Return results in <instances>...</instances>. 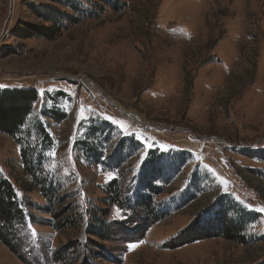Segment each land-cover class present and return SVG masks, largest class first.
Masks as SVG:
<instances>
[{"label": "rangeland", "instance_id": "374dc122", "mask_svg": "<svg viewBox=\"0 0 264 264\" xmlns=\"http://www.w3.org/2000/svg\"><path fill=\"white\" fill-rule=\"evenodd\" d=\"M74 1L0 0V90L38 92L24 141L57 191L49 208L0 132L35 218L0 264H264V0ZM238 207L260 215L245 244L209 224Z\"/></svg>", "mask_w": 264, "mask_h": 264}, {"label": "trees", "instance_id": "16d2710c", "mask_svg": "<svg viewBox=\"0 0 264 264\" xmlns=\"http://www.w3.org/2000/svg\"><path fill=\"white\" fill-rule=\"evenodd\" d=\"M65 1L67 3L66 6L76 11L77 4L74 0ZM47 21L53 23L55 20L49 19ZM24 25L25 28L16 26L14 30L16 37L29 39L42 36L47 39H54L58 35L52 27L45 28L31 24ZM38 100L39 94L32 88L0 90V132L12 137L19 143L26 173L32 177L34 185L42 192L43 197L49 206H51L49 208H52L57 200L55 185L51 180H48V175L43 171V160L39 156L38 150H36L37 148L35 146L33 147L30 142L24 141V138L28 137V135L23 133V128ZM40 132L44 139L43 144H45V147L51 145L50 137L45 131L40 130ZM154 172L153 168L152 173ZM108 188L112 189V193L118 194L119 192L116 181L110 183ZM28 206L31 208L34 207L28 202H25L23 206L13 185L0 174V241L16 254H18L19 245L17 240L26 231L28 221L32 223L35 219L32 214L28 213ZM49 208H35V210L40 209L45 213L53 214L52 210H48ZM238 210H240L238 216L233 218L229 216L231 211L229 208L227 210L228 212L226 210L223 212L219 209L218 212L220 214L214 215L217 217L216 223L213 221L209 223L215 229L212 234L216 237H223L245 244L244 238L248 225L257 217H260V215L247 211L242 207H238ZM205 233L207 231L204 230L203 226L190 227L187 236L191 239L187 240L194 241L208 238L210 235L208 236Z\"/></svg>", "mask_w": 264, "mask_h": 264}, {"label": "built area", "instance_id": "2783aa9c", "mask_svg": "<svg viewBox=\"0 0 264 264\" xmlns=\"http://www.w3.org/2000/svg\"><path fill=\"white\" fill-rule=\"evenodd\" d=\"M106 99H108V98H106ZM112 105H113V103H111ZM263 209H264V207H262Z\"/></svg>", "mask_w": 264, "mask_h": 264}]
</instances>
